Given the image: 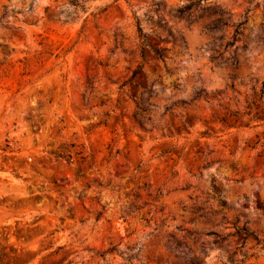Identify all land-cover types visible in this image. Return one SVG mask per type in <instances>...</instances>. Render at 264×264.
<instances>
[{"label": "rangeland", "instance_id": "374dc122", "mask_svg": "<svg viewBox=\"0 0 264 264\" xmlns=\"http://www.w3.org/2000/svg\"><path fill=\"white\" fill-rule=\"evenodd\" d=\"M186 2L0 0V264H264V0Z\"/></svg>", "mask_w": 264, "mask_h": 264}, {"label": "trees", "instance_id": "16d2710c", "mask_svg": "<svg viewBox=\"0 0 264 264\" xmlns=\"http://www.w3.org/2000/svg\"><path fill=\"white\" fill-rule=\"evenodd\" d=\"M209 0H187L186 4L177 9L175 12V18L177 19H184L185 21H189L192 12L195 11L196 9H199L200 5H202L203 3L207 2ZM69 4L74 8V14L78 13L79 11H84V7L82 5H80V3H78L77 1H71L69 2ZM247 12L244 14V18L242 21L238 22L235 26H234V32H233V36H232V40L228 43H226L225 48H230L233 47L236 41V38L240 35V31L245 27L246 22H247V18H246ZM136 32L138 35V38H140L142 40V42H145V35L142 33V30L139 26V22L136 20ZM226 24H223L220 22V20H218L216 23H214L212 25V27L210 28V31H214L217 30L221 27H224ZM261 46L264 48V25H263V35L261 38ZM242 50H245V46L242 47ZM153 54L161 61H163V57L161 55V51L160 50H155L152 51ZM140 57L142 58V52L140 51ZM222 60L221 58V54H218L216 57H211V61H220ZM230 67L232 68H236L237 67V61L233 60L230 62ZM142 71V65H138L137 68L132 72L131 77L129 78V80L126 83H130L133 81L134 78L138 77V75L141 73ZM232 88V87H231ZM146 91V89H144ZM147 93H151V90H147ZM218 96V95H217ZM215 97V96H213ZM264 97V86H261V88L258 91V94H254V96L252 97V99L250 101L246 102V109L248 110V114L251 113V109L257 110L258 109V105L256 104V101H262ZM206 99V95L204 94L203 91L197 92L195 95L194 100H199V99ZM182 105H184V103H181ZM134 106H135V111L132 115V118L134 120V122L142 128L143 125V118L146 115V109L144 107H142L138 102H134ZM261 115V119L260 121H264V112L260 111L258 112ZM236 114V113H235ZM255 118V117H254ZM257 120H259L258 118H256ZM149 120V119H148ZM56 158H62L60 155H57ZM69 160V156H67L66 161L68 162ZM219 206L221 208L225 207V203L223 201H219ZM202 209L201 208H197L195 210L196 213L201 212ZM98 216H100V214H98ZM204 214L201 213L199 215V217H203ZM237 223V220L232 223V226L234 228V237H239V236H243V240L246 241V239L250 238L254 241H257L256 237L249 233L245 227H241V228H235V225ZM215 240L214 242H222L226 239L227 236L221 237L218 236L216 234H211Z\"/></svg>", "mask_w": 264, "mask_h": 264}]
</instances>
